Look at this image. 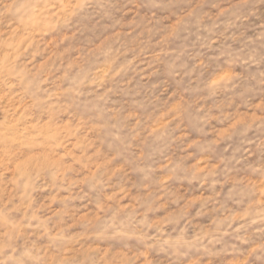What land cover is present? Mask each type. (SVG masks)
<instances>
[{"label":"rangeland","instance_id":"374dc122","mask_svg":"<svg viewBox=\"0 0 264 264\" xmlns=\"http://www.w3.org/2000/svg\"><path fill=\"white\" fill-rule=\"evenodd\" d=\"M0 264H264V0H0Z\"/></svg>","mask_w":264,"mask_h":264}]
</instances>
